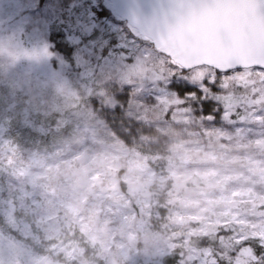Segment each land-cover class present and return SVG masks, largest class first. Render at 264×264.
<instances>
[{
  "label": "clouds",
  "instance_id": "1",
  "mask_svg": "<svg viewBox=\"0 0 264 264\" xmlns=\"http://www.w3.org/2000/svg\"><path fill=\"white\" fill-rule=\"evenodd\" d=\"M48 55L0 35V108L49 131L27 147L0 137V264H219L238 236L264 234V133L212 123L175 95L133 96L109 121L89 99L118 103L103 79L40 87L17 69ZM164 59L155 47L114 75L138 93Z\"/></svg>",
  "mask_w": 264,
  "mask_h": 264
},
{
  "label": "rangeland",
  "instance_id": "2",
  "mask_svg": "<svg viewBox=\"0 0 264 264\" xmlns=\"http://www.w3.org/2000/svg\"><path fill=\"white\" fill-rule=\"evenodd\" d=\"M63 4L64 0H0V35L18 34L27 47L38 49L42 46L49 52L47 57L38 62H21L17 66L19 71L30 75L40 87L57 79H66L72 83H95L103 79L104 87L110 88L118 103H105L99 93L89 99L94 106L103 108V112L109 110L105 116L118 113L122 117L124 110L131 107L133 96L145 102H153L173 95L168 82H154L153 74L145 78L138 93L133 92V85L124 83L114 75L152 49L147 39L138 35L135 29L127 23H118L120 18L114 13L109 18L99 17L101 7L111 9L107 0H70L69 4ZM235 75L238 78L232 80L230 86L219 95L228 98L222 99L221 103L235 112L236 118L225 120L223 105L208 97L213 100L212 111L221 113L219 123L215 124L240 134L264 133V72L248 68ZM188 104L192 107L190 101L185 106ZM195 110L207 118L211 115L205 113L202 107ZM14 117V123L21 129L25 128L26 121L30 122L27 114L0 108V137L19 143L10 133ZM39 124L37 120L34 126L37 125L36 128L41 130ZM19 144L23 145L21 142ZM226 231L231 233L233 230ZM262 236L264 234L242 238L238 236L236 244L249 239L257 245L259 251L257 255L253 252L255 259L251 261L250 257L242 254L246 247H239L234 255L233 248L225 256L229 264H238L245 259L249 260V264H264V242L260 241ZM180 259L176 255L169 256L165 264H179Z\"/></svg>",
  "mask_w": 264,
  "mask_h": 264
},
{
  "label": "snow or ice",
  "instance_id": "3",
  "mask_svg": "<svg viewBox=\"0 0 264 264\" xmlns=\"http://www.w3.org/2000/svg\"><path fill=\"white\" fill-rule=\"evenodd\" d=\"M221 4L230 6L231 15L219 26L217 41L224 47L246 40L260 52L251 62L236 53L219 51L215 56L209 57L162 45V41L168 36L200 22L204 12L212 11ZM155 47L165 58L167 69L154 71V82H168L171 93L181 103L190 101L193 108L202 107L205 113H211L208 116L210 122L219 123L221 113L212 111L213 100L208 97L220 103L222 99L227 100V97L219 94L230 86L232 80L238 78L235 74L245 67L264 72V0H172L170 12L165 17L164 29L155 39ZM222 105L225 120L236 118L235 112L226 104ZM260 241L264 242V236ZM242 254L250 257L251 261L255 259L250 247L244 248ZM238 264H249V260L239 261Z\"/></svg>",
  "mask_w": 264,
  "mask_h": 264
},
{
  "label": "water",
  "instance_id": "4",
  "mask_svg": "<svg viewBox=\"0 0 264 264\" xmlns=\"http://www.w3.org/2000/svg\"><path fill=\"white\" fill-rule=\"evenodd\" d=\"M113 13L136 30L137 34L151 42L164 29L165 17L170 12L172 0H107ZM231 15V8L221 4L212 11H206L200 22L175 32L162 41L169 49H181L213 57L219 51L236 53L251 62L260 52L251 47L246 40L232 46L222 47L217 41L219 26ZM251 67H245L248 69Z\"/></svg>",
  "mask_w": 264,
  "mask_h": 264
},
{
  "label": "trees",
  "instance_id": "5",
  "mask_svg": "<svg viewBox=\"0 0 264 264\" xmlns=\"http://www.w3.org/2000/svg\"><path fill=\"white\" fill-rule=\"evenodd\" d=\"M69 2H70V0H64L63 5L69 4ZM98 14H99V17H101V18H109L110 15L113 14V12L111 9L107 10L105 7H101L100 12ZM118 23L126 24V22L121 20V19H119ZM124 29L128 32L127 28H124ZM147 42H148L149 46L151 47V49L153 50L154 47L151 44V42L149 40H147ZM106 110L107 111L104 110V114L109 112L108 109H106ZM29 118H30V122L26 121V125H25L24 129L19 128L14 123V119H16L15 117L12 118L13 119L12 120V127L10 130V133L13 136V138H15L19 143L21 142L23 144V146H26V147L36 145L37 142H44L48 139V136H49V131L45 127H43L41 125L42 126L41 130H38L36 128L37 125L34 126L37 123V120L33 119L31 116ZM106 118L109 121L115 122V121L119 120L121 117L118 113H112V114H107ZM18 122L23 123L24 121H18ZM113 126L114 127L116 126L115 123L113 124ZM237 244H238L237 247H235V249L232 252L233 255L235 254L234 251H236L239 247H246V248L250 247L253 250L254 255H257V252L259 251L257 245L249 239H245L242 242H238ZM219 261L221 264H229L228 259H226L225 256L219 257Z\"/></svg>",
  "mask_w": 264,
  "mask_h": 264
}]
</instances>
